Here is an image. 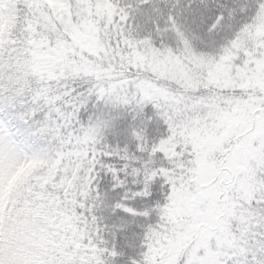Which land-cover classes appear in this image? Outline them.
Listing matches in <instances>:
<instances>
[{
	"label": "snow or ice",
	"instance_id": "6c2138e0",
	"mask_svg": "<svg viewBox=\"0 0 264 264\" xmlns=\"http://www.w3.org/2000/svg\"><path fill=\"white\" fill-rule=\"evenodd\" d=\"M0 264H264V0H0Z\"/></svg>",
	"mask_w": 264,
	"mask_h": 264
}]
</instances>
